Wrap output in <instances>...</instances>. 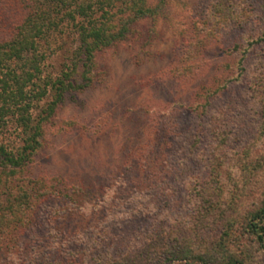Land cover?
I'll use <instances>...</instances> for the list:
<instances>
[{"label": "rangeland", "instance_id": "1", "mask_svg": "<svg viewBox=\"0 0 264 264\" xmlns=\"http://www.w3.org/2000/svg\"><path fill=\"white\" fill-rule=\"evenodd\" d=\"M216 2L166 0L97 55L96 80L66 94L30 169L68 178L83 197L44 204L25 235L0 239V264L119 258L161 229L194 227L203 187L224 206L235 201L240 223L227 241L264 264L242 229L264 198V0H227L224 22L212 18ZM74 36L69 28L53 41L44 74L64 68ZM21 136L15 120L0 125L9 147ZM222 229L209 223L205 240Z\"/></svg>", "mask_w": 264, "mask_h": 264}, {"label": "trees", "instance_id": "2", "mask_svg": "<svg viewBox=\"0 0 264 264\" xmlns=\"http://www.w3.org/2000/svg\"><path fill=\"white\" fill-rule=\"evenodd\" d=\"M165 3L166 0H0V125L7 126L13 119L22 134L17 148L0 141V239L18 240L25 235L37 222L44 204L75 202L83 197L68 178H33L30 174L43 147L47 124L67 93L94 83L97 55L125 40L135 23L156 16ZM225 3L233 7L227 0H218L211 12L214 20L224 22L230 17ZM69 28L75 35V45L65 50L68 60L64 68L55 76L44 74L47 51ZM187 62L185 59L183 63ZM251 172L247 170L248 183L253 178ZM203 189L194 227L182 233L161 229L148 236L140 248L100 264H249L227 241L240 223L235 201L224 206L216 189ZM209 223H220L223 232L205 240L203 228ZM242 225L264 248V198L257 209L245 215ZM45 264L79 263L56 260Z\"/></svg>", "mask_w": 264, "mask_h": 264}]
</instances>
